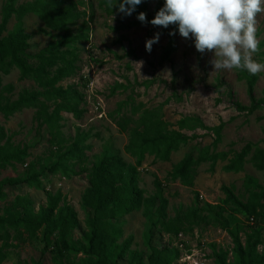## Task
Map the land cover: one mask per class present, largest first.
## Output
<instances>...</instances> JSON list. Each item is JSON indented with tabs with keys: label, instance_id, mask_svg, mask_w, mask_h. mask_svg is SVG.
Wrapping results in <instances>:
<instances>
[{
	"label": "trees",
	"instance_id": "1",
	"mask_svg": "<svg viewBox=\"0 0 264 264\" xmlns=\"http://www.w3.org/2000/svg\"><path fill=\"white\" fill-rule=\"evenodd\" d=\"M149 1L151 0H145L142 8L137 9L134 15L143 12ZM14 2L15 0H7L1 9L0 75L8 76L12 71H17L18 81L31 82L35 90L19 93L15 97L14 87L2 86L0 80V115L7 120L23 110H33L36 130L39 133L45 130L49 155L55 161L51 165L34 161L26 164L30 157L28 148L13 144L0 126V171L16 165L26 168L20 177L0 180V203L4 204L0 210V263L5 260L6 250L15 247L9 243L11 233L24 236L29 242L41 232V258L25 264H43L42 256L47 253L54 254V260L67 258L72 254L81 255L76 264H177L180 259L178 247L184 241H179L173 247L167 245L158 248L153 244L155 233H162L178 241L179 235L192 236L194 229L203 226L220 230L231 240V260L227 251L210 246L214 264H264V248L261 252L258 250L262 246L258 225L264 224V184L260 185L253 178L246 177L245 190L240 195L235 194L234 187L222 186L223 199L217 205L200 202L196 195L192 206L177 211L172 218L167 214L168 201L161 181L154 177L155 192L149 197H144L143 191L138 187V169L142 167L146 157L167 162L181 147L193 141H201L205 136L210 137V142L196 144V149L186 154L168 173V182H179L184 187H192L196 169L204 164H209L212 169L217 163H224L223 172L233 174L241 172L248 164L264 174V150L246 144L238 153L216 152L222 140L223 123L207 128L189 118L180 120L176 124V131L170 130L161 110L162 105L169 101L167 99L165 103L152 109L131 103L129 116L118 117L120 113H117V120L109 116L119 131L127 135L128 143L124 153L135 161L134 165L126 164L118 155H102L95 159L90 169L86 168L85 152L90 147L85 142L89 134L77 129L75 137L69 143H64L61 138L62 114L71 115L79 121L86 112L82 107L85 105L84 95L76 86L61 85L77 75L78 46L88 41V29L85 26L77 32L70 28L87 15L85 10H79L83 0H34L18 6ZM161 3L157 4L154 14ZM28 14L35 15L43 23V34H47L46 30H49L57 35L55 45L31 49L30 37L25 33L22 22ZM11 18H14L15 25L7 32ZM146 20L150 21L148 17ZM86 24H90L89 20ZM140 25L142 24L136 21L119 25L114 30H129ZM263 45H258L259 50ZM174 52L175 40L169 36L161 59L169 62ZM259 62L264 63L263 60ZM237 72L245 82L250 106L243 107L235 103V112L251 115L258 109L264 111V98L256 102L253 97L256 75ZM171 97L176 102L182 101L175 92ZM125 104L126 102L122 103L120 108ZM190 127L193 130L198 127L206 133L188 137L182 131ZM87 173L86 188L80 201L83 209L88 212L85 222L87 231L82 241L77 243L71 238L78 223L76 214L59 191L54 194L46 192L45 207L40 208L36 214L25 196L16 195L8 200L5 194L7 188L26 187L38 190L46 176L60 174L67 178L69 175ZM136 211L142 212L146 222L142 240L147 254L130 250L131 237L119 243L122 232L117 221ZM253 222L256 225L251 227Z\"/></svg>",
	"mask_w": 264,
	"mask_h": 264
},
{
	"label": "rangeland",
	"instance_id": "2",
	"mask_svg": "<svg viewBox=\"0 0 264 264\" xmlns=\"http://www.w3.org/2000/svg\"><path fill=\"white\" fill-rule=\"evenodd\" d=\"M7 0H0L1 9ZM34 0H15V6L31 3ZM159 2H162L158 10L163 6V0H151L146 4L144 13L152 20L154 10ZM115 4V0H113ZM143 3L137 9H141ZM79 10L86 11V16L77 21L70 28L77 32L84 26L88 29V41L78 46L79 61L78 73L69 80L64 81L63 87L74 85L84 95L85 114L77 121L71 115L62 114L61 134L64 143H69L76 130L89 134L85 152L86 168L90 169L95 159L102 155H118L128 165H134L135 161L124 153L128 143L127 135L121 133L114 120L122 115H130V105L142 104L146 109L157 108L162 105V115L169 124L170 130H177L176 124L182 119H194L207 128L217 127L220 123L225 126L222 131L221 143L216 152L233 151L238 153L246 144L257 146L264 150V111L258 109L251 115L238 114L233 105L240 104L243 107L250 106V100L246 92V85L240 79L237 70L215 71L209 61L211 54L201 55L196 52L192 41L172 35L175 40V52L170 56V61L161 59L162 52L167 44L169 32L174 31V26L168 29L153 27L152 25H140L129 30L115 31L119 25H127L138 21L133 14L131 17L121 18L115 9L106 6V0H83ZM141 12V11H140ZM114 17V18H113ZM90 24H86V21ZM257 40L264 44V12L256 18ZM25 33L30 37L31 49L37 50L48 45H55L57 35L46 30L43 23L32 14L23 18ZM15 25L11 18L7 25L10 32ZM156 32H160V39L152 46L151 53L145 51V41ZM258 62L264 61V45L254 55ZM257 82L254 86L253 97L256 102L264 98V71L256 74ZM2 86L12 85L14 95L35 90L31 82H19L17 71H12L8 76L0 75ZM114 91V94L111 92ZM175 92L181 97V102H176L171 95ZM14 97V98H15ZM13 98V99H14ZM121 109L120 105L125 103ZM117 113H120L117 117ZM33 110H23L5 120L0 115V126L4 128L7 137L15 145L28 148L30 157L26 164L34 161L38 164H53L54 158L49 155L46 144V133L36 130L33 122ZM188 137L192 135L202 136L206 132L200 128L192 127L182 131ZM209 143L210 137L205 136L201 141H193L183 146L173 154L167 162L154 161L153 157H146L142 167L138 169V187L143 191L144 197L154 194V177L163 184L164 196L168 201L167 214L170 218L175 213L192 206L198 197L200 202L217 205L223 199L221 187H234L235 194L240 195L245 190V178L250 177L260 185L264 184V174L246 164L243 170L237 174L225 173L222 170L224 163H217L211 169L209 164H204L196 169L192 187H184L179 182H168L167 175L186 154L193 152L198 143ZM37 164V165H38ZM25 167L16 165L0 171V180L15 178L23 175ZM78 171L77 169H75ZM87 174L71 176L67 178L60 174L46 176L40 189L26 187L7 188L5 194L11 200L16 195L25 196L31 203V208L36 214L40 208L45 207L46 192H60L66 204L75 212L77 226L72 232L71 238L75 243L82 241L85 233V222L88 212L81 206V196L86 188ZM197 195V197H196ZM4 207L0 203V210ZM1 215V213H0ZM256 224H250L254 227ZM117 226L122 232L119 243L128 237L132 238L130 250L148 253L143 245V233L146 222L141 211L117 221ZM260 228L262 246L264 248V224ZM42 233L31 241H26L24 236L19 237L15 233L10 234V242L14 248L6 250L5 260L0 264H25L31 260L41 258L43 243ZM184 241L182 247H178L180 259L177 264H214L211 257V245L229 253L232 248L231 240L226 233L211 228L198 227L194 229L192 236L182 235L178 238ZM177 240L162 233H155L153 244L161 248L167 245H177ZM1 247V244H0ZM54 254L42 256L43 264H76L81 255H70L67 258L54 260Z\"/></svg>",
	"mask_w": 264,
	"mask_h": 264
},
{
	"label": "clouds",
	"instance_id": "3",
	"mask_svg": "<svg viewBox=\"0 0 264 264\" xmlns=\"http://www.w3.org/2000/svg\"><path fill=\"white\" fill-rule=\"evenodd\" d=\"M145 0H106V6L121 18L137 13ZM264 12V0H163L154 18L146 20V13L135 18L142 24L168 29L169 35L191 40L196 52L211 54L210 65L215 71L237 70L249 76L264 71V63L254 59L259 51L256 18ZM114 18V17H113ZM160 32L145 41V51L160 39Z\"/></svg>",
	"mask_w": 264,
	"mask_h": 264
},
{
	"label": "built area",
	"instance_id": "4",
	"mask_svg": "<svg viewBox=\"0 0 264 264\" xmlns=\"http://www.w3.org/2000/svg\"><path fill=\"white\" fill-rule=\"evenodd\" d=\"M181 236H182V235H179L178 238H181ZM178 241H179V239H178ZM179 247H182V245H179Z\"/></svg>",
	"mask_w": 264,
	"mask_h": 264
}]
</instances>
